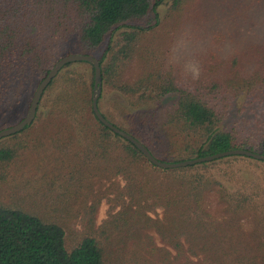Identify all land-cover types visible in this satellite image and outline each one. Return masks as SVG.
Masks as SVG:
<instances>
[{
	"label": "trees",
	"instance_id": "obj_1",
	"mask_svg": "<svg viewBox=\"0 0 264 264\" xmlns=\"http://www.w3.org/2000/svg\"><path fill=\"white\" fill-rule=\"evenodd\" d=\"M190 1L170 0L167 16L192 29L191 71L148 40L163 0H0V116L16 99L30 107L62 57L92 55L100 111L156 158L264 155V0H229L228 25L208 31L184 16ZM135 60L142 72L130 81ZM94 73L88 62L67 64L35 121L0 140V264H264V161L155 166L96 117ZM110 100L115 120L103 110Z\"/></svg>",
	"mask_w": 264,
	"mask_h": 264
},
{
	"label": "rangeland",
	"instance_id": "obj_2",
	"mask_svg": "<svg viewBox=\"0 0 264 264\" xmlns=\"http://www.w3.org/2000/svg\"><path fill=\"white\" fill-rule=\"evenodd\" d=\"M163 1L164 4L158 7L159 14L162 18V23L158 27H155L153 30L147 31L148 40L150 42H155L156 45H159V47L162 48V50L167 49L168 52L171 51V53L174 55V60H176V63L185 66V68H188V70L190 71L194 70V68H196V65L194 63L193 55L188 49L193 46L192 41H190L188 38L189 35H192V29L188 24H185L184 26V20L182 19L180 21L179 16L168 17L167 14L169 13L171 3L170 0ZM228 4L229 0H191L189 3L186 4V7H188L189 10L186 14H184V16L191 17L193 20L192 23H194L195 21L200 22L202 26H205V29L207 31L209 28H215L216 26L217 28L225 27L228 25V19L223 20V17L230 16L229 10L226 9V7H228ZM236 7H240L239 2L236 3L234 10H236ZM224 9H226V11H224ZM238 9L239 8H237V10ZM251 11H255V8L251 9ZM240 30L242 31L243 29H241L240 27ZM141 72L142 66L137 60H135L131 63L128 70L126 71V79L133 81L140 75ZM108 97L109 99L113 97L115 98V96L113 95H109ZM15 101L16 102L14 105L11 106V109H7L8 112L0 116V127L5 124H11L9 127H6L4 129L10 128L18 124L27 116L29 110L27 102L24 101L23 103H21L18 102L17 99ZM31 102L32 100L30 101L29 106L31 105ZM115 108L116 104L114 100H110L107 105L103 104V110L109 113V115L113 117L114 120L116 118H119L118 113L114 111ZM20 112H22V115L23 112H25L21 121L13 123L17 118L22 116ZM126 115L127 118L129 115L132 121L137 120L136 111H128ZM122 122V119H120V122L118 123ZM126 124L128 125V120H126ZM244 164L245 162L241 160L237 163L238 166H236L235 168L237 169V167H239L240 165L243 166ZM206 203L212 213L217 215L221 214L223 206L220 204L221 202L217 199V196L215 194L209 195L208 199L206 200ZM110 206V203H107L106 201H104L100 206L97 215L98 225L102 224V222L107 218Z\"/></svg>",
	"mask_w": 264,
	"mask_h": 264
},
{
	"label": "water",
	"instance_id": "obj_3",
	"mask_svg": "<svg viewBox=\"0 0 264 264\" xmlns=\"http://www.w3.org/2000/svg\"><path fill=\"white\" fill-rule=\"evenodd\" d=\"M74 62H88L95 69L94 89H93V95H92V108L98 120L103 125H105L107 128L112 130L115 134H118L123 139H126L132 144H134L136 148L146 157V159L150 163L154 164L155 166L160 167L162 169H179V168H185V167L193 166L197 164L208 163V162L224 159L227 157H233V156H246V157H250V158H253L259 161H264L263 154L256 153V152L246 150V149H233V150L224 151V152L216 153V154L205 156V157L189 159L186 161L176 162V163L165 162L163 160L156 158L142 142L137 140L133 135L120 129L119 127L114 125L112 122H110L106 117H104V115L102 114L98 106V101L102 94V84H103L100 61L92 55H81V54L67 55L65 57H62L55 63L54 67L50 70L47 76L39 84L33 96L27 116L18 124L10 128L1 130L0 140L22 132L26 127L30 126L35 121L38 107H39L41 98L45 90L67 64L74 63Z\"/></svg>",
	"mask_w": 264,
	"mask_h": 264
}]
</instances>
